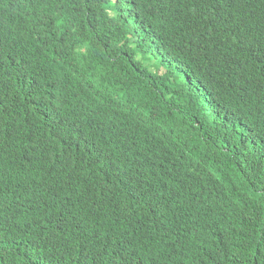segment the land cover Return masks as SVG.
Masks as SVG:
<instances>
[{
	"label": "trees",
	"instance_id": "obj_1",
	"mask_svg": "<svg viewBox=\"0 0 264 264\" xmlns=\"http://www.w3.org/2000/svg\"><path fill=\"white\" fill-rule=\"evenodd\" d=\"M5 118L0 264L264 262V0H0Z\"/></svg>",
	"mask_w": 264,
	"mask_h": 264
},
{
	"label": "clouds",
	"instance_id": "obj_2",
	"mask_svg": "<svg viewBox=\"0 0 264 264\" xmlns=\"http://www.w3.org/2000/svg\"><path fill=\"white\" fill-rule=\"evenodd\" d=\"M7 122H8V120H7V118H5L2 122H0V126L7 127ZM26 131H31L37 138H39L41 140L36 126H31V127H27V128L22 129V130H19L14 135L20 136V135H23ZM31 153L33 154V159L35 161L41 163V164L55 163V157L52 160L41 162V160H39V148L35 149ZM0 183H1V190H6L11 195H13V196H15L21 200L22 209H21L20 214L25 213V210L27 209L28 204H29L27 192L24 189H22L21 186L19 184H17L16 182H14L13 180L2 178V176L0 178ZM255 263L256 264H264V262H257V261Z\"/></svg>",
	"mask_w": 264,
	"mask_h": 264
}]
</instances>
